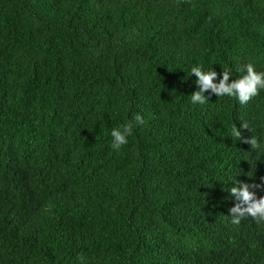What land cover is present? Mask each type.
<instances>
[{
  "label": "trees",
  "instance_id": "1",
  "mask_svg": "<svg viewBox=\"0 0 264 264\" xmlns=\"http://www.w3.org/2000/svg\"><path fill=\"white\" fill-rule=\"evenodd\" d=\"M245 64L264 0H0V264H264V222L228 216L264 178L232 134L264 137V90L190 97L192 67Z\"/></svg>",
  "mask_w": 264,
  "mask_h": 264
},
{
  "label": "clouds",
  "instance_id": "2",
  "mask_svg": "<svg viewBox=\"0 0 264 264\" xmlns=\"http://www.w3.org/2000/svg\"><path fill=\"white\" fill-rule=\"evenodd\" d=\"M190 72L196 77V84L198 85V90L190 95L193 104H204L207 101V97L204 95L205 92H210L216 96L235 97L240 104H246L257 96L260 90H264V71H256L252 64H245L239 68L240 75L231 81H229L230 71L228 70L221 73L218 82H214L217 77L214 70L205 71L201 66H195L190 69ZM135 119L137 122H142L139 115ZM247 128V122H243L240 129L233 125L232 134L237 140L249 144L252 149L264 146V137L251 136L244 138L241 136V130ZM132 129V123L122 124L111 129V147L113 150H119L121 146L128 143V137L132 135ZM262 187H264V178H261L260 184L236 181L234 186L229 189L230 195L237 201L228 210L231 224L239 225L241 219L247 217H251L257 223L264 222V196L257 197L256 192L257 189ZM78 259L83 261L82 256Z\"/></svg>",
  "mask_w": 264,
  "mask_h": 264
}]
</instances>
